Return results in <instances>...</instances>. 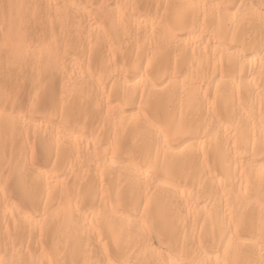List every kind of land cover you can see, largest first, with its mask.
<instances>
[{
    "label": "bare ground",
    "instance_id": "bare-ground-1",
    "mask_svg": "<svg viewBox=\"0 0 264 264\" xmlns=\"http://www.w3.org/2000/svg\"><path fill=\"white\" fill-rule=\"evenodd\" d=\"M0 264H264V0H0Z\"/></svg>",
    "mask_w": 264,
    "mask_h": 264
}]
</instances>
